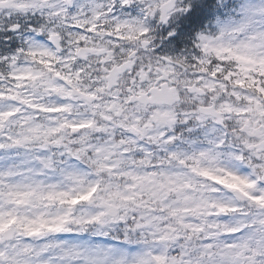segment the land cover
Returning <instances> with one entry per match:
<instances>
[{
    "label": "clouds",
    "instance_id": "1",
    "mask_svg": "<svg viewBox=\"0 0 264 264\" xmlns=\"http://www.w3.org/2000/svg\"><path fill=\"white\" fill-rule=\"evenodd\" d=\"M197 3L202 11L182 19L175 13L184 0H0L3 164L18 166L21 185L98 188L75 206L22 209L0 250L29 264H65L68 249L128 247L127 235L166 264H220L221 251L247 264L248 226L261 209L199 170L238 172L257 183L253 194L264 190V76L259 65L217 56L199 35L214 34L218 19L251 18L264 31V0ZM166 177L179 178L181 191ZM115 191L133 199L110 200L115 214L101 216L109 212L102 198ZM214 203L246 215H217ZM65 214L59 232L29 236L23 227ZM94 216L103 223H85ZM233 227L241 230L226 235Z\"/></svg>",
    "mask_w": 264,
    "mask_h": 264
},
{
    "label": "snow or ice",
    "instance_id": "2",
    "mask_svg": "<svg viewBox=\"0 0 264 264\" xmlns=\"http://www.w3.org/2000/svg\"><path fill=\"white\" fill-rule=\"evenodd\" d=\"M186 6V8H185ZM175 5L171 2L166 6L171 9ZM181 11L176 12L175 15L181 16L182 19H191L195 17L197 12H201L197 0H184L181 6ZM217 30L214 34L202 33L199 35L200 41L205 43L206 47H210L216 52L217 56L221 53L227 52L236 61H242L249 65H253L252 71H257L256 65L261 66L259 74L264 76V31L256 30L252 27V20L249 18L247 23L236 24L235 22L217 20ZM237 33H245V39L239 43L234 42ZM264 91V88L261 89ZM18 143V142H17ZM2 151V148H0ZM3 159L0 157V239L5 233L10 232L14 225L20 223L24 218L21 215V210L32 207L39 203L41 208H48L55 202L62 205H78L82 202H88L93 198L98 188L92 186L86 191H77L70 193L68 191H58L53 188L45 189L42 184L21 185L14 182L13 178L20 173L17 171V165H4ZM183 163V161H182ZM193 171H196L193 168ZM223 174L215 175L208 169H200L199 174L206 177L215 185L226 190L238 193L242 197L256 204L261 211L257 212L251 224L248 226L254 231L250 232V236L254 241L250 251L251 255L247 256V264H264V190L259 194H253L254 189L257 188V183L251 180L246 175H241L238 172L229 171L227 169L221 170ZM169 185H174L170 191H181V184L179 178H165ZM184 187H188L185 183ZM120 198L123 200H132V196H122L119 191L109 192L107 196L102 198V206L109 209L108 213H101V216L107 214H115L113 205L110 200ZM185 199H193V197L185 196ZM49 202H52L51 204ZM215 214L225 215L227 213L241 212L239 208L228 203H214ZM242 215H246L241 212ZM67 215H57L55 217H48L37 215L34 218H29L28 223L23 227L28 231V235L32 236L39 233L41 229H46L49 232H59L64 228L67 222ZM125 221L124 217H120L121 223ZM101 222L100 217H92L86 220L85 223ZM39 225L38 227H31V225ZM141 224H135L130 229L136 232L141 228ZM240 228H229L225 234L235 236L240 231ZM129 230H126V233ZM124 243L128 247L123 248H89L79 249L72 248L65 251L62 259L65 264H166L163 255H153L147 242H141L143 246L133 244L131 239L126 235ZM249 248L248 244L244 245ZM2 249V246H0ZM220 257V264H236V257L227 251L218 253ZM0 264H29V261L23 254L12 252L7 253L0 250ZM170 264H177L175 260Z\"/></svg>",
    "mask_w": 264,
    "mask_h": 264
}]
</instances>
